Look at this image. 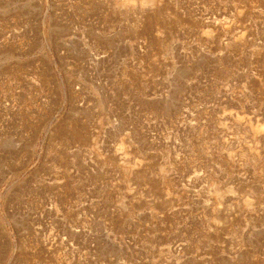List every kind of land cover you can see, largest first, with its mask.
<instances>
[{
	"label": "rangeland",
	"instance_id": "374dc122",
	"mask_svg": "<svg viewBox=\"0 0 264 264\" xmlns=\"http://www.w3.org/2000/svg\"><path fill=\"white\" fill-rule=\"evenodd\" d=\"M0 264H264V0H0Z\"/></svg>",
	"mask_w": 264,
	"mask_h": 264
},
{
	"label": "bare ground",
	"instance_id": "6f19581e",
	"mask_svg": "<svg viewBox=\"0 0 264 264\" xmlns=\"http://www.w3.org/2000/svg\"><path fill=\"white\" fill-rule=\"evenodd\" d=\"M140 45V44H139ZM92 55V54H91ZM89 56H90V54H89ZM95 58H93L92 56H90L89 57V64H94V63H92V60H94ZM96 64H98V62L96 63ZM85 87H83L82 89H81V91H76V95H78V97H81V99L83 100V98H85V97H83L82 96V94H81V92H82V90L84 89ZM84 104V102L81 104V105H83ZM87 104V103H86Z\"/></svg>",
	"mask_w": 264,
	"mask_h": 264
}]
</instances>
